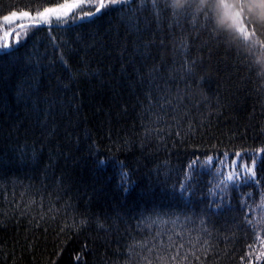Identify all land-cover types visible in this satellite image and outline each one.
Here are the masks:
<instances>
[{
	"label": "trees",
	"instance_id": "1",
	"mask_svg": "<svg viewBox=\"0 0 264 264\" xmlns=\"http://www.w3.org/2000/svg\"><path fill=\"white\" fill-rule=\"evenodd\" d=\"M62 2L0 0V16ZM187 2L198 15L178 25L163 12L157 23L148 0L134 16L80 20L75 10L67 24L5 29L21 43L0 53V264H158L139 244L181 226L200 235L180 249L182 264H264V80L247 68L264 49V0ZM236 151L257 160L258 185L227 181L208 162L225 166ZM191 161L196 214L185 209L186 224L166 214L179 210L162 193L179 188Z\"/></svg>",
	"mask_w": 264,
	"mask_h": 264
},
{
	"label": "snow or ice",
	"instance_id": "2",
	"mask_svg": "<svg viewBox=\"0 0 264 264\" xmlns=\"http://www.w3.org/2000/svg\"><path fill=\"white\" fill-rule=\"evenodd\" d=\"M135 2L136 0H95L94 3L93 0H63L62 3H55L52 6H44L42 10H36L34 15L32 11L27 9H10L7 14L0 16V53L3 55H11L13 51L17 50L19 44L21 43V38L17 32L5 30L10 29L13 23H20V21L28 20L31 22L30 24L20 23V27H33L35 29L41 27L42 24L50 25L53 18H55L58 22V26L60 22L67 24L69 19L74 21L77 18L75 15V10H79L81 12L79 19L84 20L91 19L101 12H104L105 14L112 10L123 12L126 8L132 13V16H134L136 11L142 12L148 8V0H141L139 8L134 10L132 9V5L135 4ZM86 3L91 5L88 10L83 8V5ZM151 8L153 10L158 9L155 11L154 15V19L157 23H159L162 12L170 14L174 23L177 25L181 19L186 18L189 14L192 15L193 21H195L196 15H198V12L191 13L192 5L191 3L187 2V0H165L162 8L159 7L157 0H151ZM132 16H129L130 21L132 20ZM40 22H42V24ZM133 27H136V25L133 24ZM13 36L15 37V44L12 43ZM145 46L147 47V45ZM61 60L63 62V55H61ZM65 67H67L66 62ZM247 68L250 73H253L261 80H264V49L259 51L256 61L253 64H248ZM184 71L188 77L194 76L195 62L193 61L191 63H186ZM202 80L203 78H201L200 81H197V83H202ZM149 83H151V80ZM145 100L147 101V110L151 112V109L156 102L152 96L151 89H148L145 92ZM160 100L163 101L159 105L161 109L165 107V104H171V101H165L163 96L160 97ZM157 119H162V117L157 116ZM261 152H264V149H261ZM224 155L229 156L228 153H224ZM245 155L246 153H243L242 151H236L232 154L235 159H232V156H229L227 167L229 168L231 174L227 176V181H233L237 177H241L246 183L255 181V183L258 185L259 179L256 177L257 160L254 158L251 159L252 168L250 169L246 164L241 163V161L244 160ZM208 162L210 164L219 163L222 168L224 167V161H217L214 157H209ZM98 163L104 165L106 161L101 160L98 161ZM196 163L197 161H191L189 163V174L185 176V180L180 183L178 189L174 185L171 191L162 193V196L167 198V201L171 207L173 209L179 210L178 214L174 211L166 214H176L177 219L179 218V215H183L186 224H191L193 221L188 216L185 209L191 210L193 215L196 214L195 209L192 207L194 202L192 201L193 189L191 187L192 181L190 175V173L194 170ZM248 173H250V175L245 177V174ZM121 175L122 180L129 181V186L124 187V191L128 192L130 187V178L126 172H122ZM220 175H224V173L221 171ZM261 197L262 200H264V192L261 193ZM211 203L216 204L217 211H222L224 208L223 199H221L219 203H216L215 200H213ZM181 205L184 207H181ZM209 207H211V204ZM86 222V220L81 221L82 224ZM175 223L176 221H173V224ZM206 224V219L200 218V225L204 226L201 231L204 234L210 236L211 233L208 231ZM195 230V228H190L187 230V232H185L184 227L181 226L180 231H157L150 240H145L139 244L141 251L148 253V256L143 257V259L150 262L151 256L156 254L158 264H182V260L183 262H187V255L182 258L180 249L184 248L186 245L195 248L196 244L200 240L199 234H197L195 237L191 235V233ZM208 243L209 242L207 240L204 241L205 246H207ZM134 247L135 246L129 248L128 255L130 258L138 255V253L133 251ZM205 250L207 249L205 248ZM193 256H195V253H193ZM195 258L199 260V257Z\"/></svg>",
	"mask_w": 264,
	"mask_h": 264
},
{
	"label": "rangeland",
	"instance_id": "3",
	"mask_svg": "<svg viewBox=\"0 0 264 264\" xmlns=\"http://www.w3.org/2000/svg\"><path fill=\"white\" fill-rule=\"evenodd\" d=\"M25 21L29 22V24L31 23V22L28 21V20H25ZM238 30H239L240 32L243 31V29H242L240 26H238ZM232 159H235V157H233ZM228 162H229V161H228ZM241 163H242V161H241ZM242 164H246L250 169L252 168V166H249V165H248L247 163H245V162H243ZM227 165H228V163H227L222 169L220 168V171H222V172L224 173V177H225L226 179H227V176L231 174V172H230L229 168L227 167ZM233 170H234V169H233ZM248 175H250V173L245 174V176H248ZM239 178H241V177H239Z\"/></svg>",
	"mask_w": 264,
	"mask_h": 264
},
{
	"label": "water",
	"instance_id": "4",
	"mask_svg": "<svg viewBox=\"0 0 264 264\" xmlns=\"http://www.w3.org/2000/svg\"><path fill=\"white\" fill-rule=\"evenodd\" d=\"M42 26H46V25H43V24H42ZM18 29H22V28H21V27H19ZM16 31H17V30H15V31H12V32H16Z\"/></svg>",
	"mask_w": 264,
	"mask_h": 264
}]
</instances>
